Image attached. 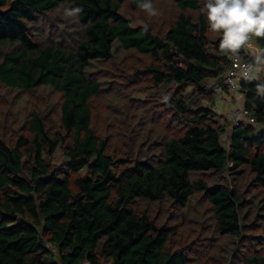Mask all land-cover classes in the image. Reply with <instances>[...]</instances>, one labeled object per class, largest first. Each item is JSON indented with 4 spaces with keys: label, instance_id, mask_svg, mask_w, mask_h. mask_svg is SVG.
<instances>
[{
    "label": "trees",
    "instance_id": "trees-1",
    "mask_svg": "<svg viewBox=\"0 0 264 264\" xmlns=\"http://www.w3.org/2000/svg\"><path fill=\"white\" fill-rule=\"evenodd\" d=\"M162 1L175 13L154 29L150 22L133 23L122 11L142 12L138 0H0V47L9 48L0 55V84L17 92L48 87L59 94L63 133L51 135L39 114L31 112L26 135L12 145L0 137V264H207L199 262L200 255L186 254L189 246L177 243L170 227L138 209L164 201V212L172 216L196 193L209 206L214 234L227 237L230 247L241 239L247 243L240 255L209 264H264V239L253 249L250 239L255 232L264 237V196L256 216L263 224L244 228L242 235L244 205L233 187V177L245 175L249 186L264 189V91H257L264 87V65L260 79L238 81L230 91L222 75L233 54H220V36L208 31L201 12L203 0ZM77 7L82 11L71 18L81 32L74 44L36 41L32 27L40 17ZM255 46L264 47V39ZM116 49L142 60L131 82L145 85L155 101H162L145 120L153 124L168 117L176 126L158 137L152 158L114 157L90 126L88 100L100 89L86 71L110 60ZM234 55L254 62L243 48ZM218 82L223 92L243 97L242 105L236 98L237 108L242 106L252 124H233L230 109L225 116L216 113ZM144 99L141 92L130 93V100ZM55 149L64 162L51 167L47 158ZM208 173L230 175V184L208 186L193 178Z\"/></svg>",
    "mask_w": 264,
    "mask_h": 264
},
{
    "label": "rangeland",
    "instance_id": "rangeland-1",
    "mask_svg": "<svg viewBox=\"0 0 264 264\" xmlns=\"http://www.w3.org/2000/svg\"><path fill=\"white\" fill-rule=\"evenodd\" d=\"M151 3L159 12L158 16L150 17L146 12L139 13L130 8L122 9V11L135 24L144 21L150 22L154 29L159 25H166V22L170 21L175 13L170 3L162 0H151ZM64 10L60 9L39 18L32 27L36 41L56 40L70 47L78 40L81 28L75 21L73 22L71 17L64 15ZM186 14L191 19H195L194 12L188 11ZM6 52H9V48L0 47V55ZM141 65L142 60L132 51L119 52L116 49L110 60L93 63L86 71L89 78L98 82L100 89L94 97L88 100L91 129L95 135L106 140L108 150L113 153L114 157L126 159L127 162L135 161L136 157L152 158L156 156L158 150L154 143L158 141V137L164 134L163 131L168 134L173 133L176 127L169 123L168 117L155 121L153 124L150 123V120H145L146 117L157 113L155 108L162 107V101H159L158 98L155 101L154 94L147 90L145 85L132 84V72L135 69H141ZM128 81L130 84L127 83ZM219 83L214 86L216 99L213 109L216 113L225 116L229 109L237 107L236 98L240 97L237 93L231 95V93L223 92V89L218 88ZM133 91L143 93L145 99L142 100V103L130 100V93ZM158 94L161 95V91ZM59 101L60 95L48 87L17 92L0 84V137L6 144L12 145L19 135H26L23 127L31 112L39 114L51 135L60 132L62 137L63 133L58 128L57 105ZM148 133L151 134L148 135ZM221 145L226 147L225 135L221 138ZM137 151L138 153L135 154ZM47 161L51 167L62 164L64 159L61 150L55 149ZM81 175L82 173H80ZM223 177V175L208 173L205 175L196 174L193 178H201L207 182L208 186L213 184L228 186L231 181L230 175L226 178ZM233 179L235 192L244 205V209L240 213L241 231L244 235V228L260 227L263 224L256 216L259 214L257 208L264 196V189L249 186L245 175L234 176ZM165 206L167 204L162 201L159 205H138V209L145 212L157 225L170 227L177 243L189 246L186 254L189 256L200 255L199 262L201 263H214L215 260L223 263V260L226 261L229 255H240L241 247L247 244L241 239V243L235 241L230 247L227 237L214 234L213 218L202 194L196 193L182 212H172V216L166 215ZM179 213L182 214L181 218L178 217ZM175 221L180 224V227L175 226ZM254 234L253 238L249 237L252 239L251 244L254 245L252 249L261 247L264 239L259 232ZM179 238L182 240L181 242L178 240ZM209 248L211 250H208Z\"/></svg>",
    "mask_w": 264,
    "mask_h": 264
},
{
    "label": "clouds",
    "instance_id": "clouds-1",
    "mask_svg": "<svg viewBox=\"0 0 264 264\" xmlns=\"http://www.w3.org/2000/svg\"><path fill=\"white\" fill-rule=\"evenodd\" d=\"M138 8L150 17L159 15L151 0H138ZM81 11L79 7L65 9L64 15L75 17ZM201 12L206 17L208 31L220 36V54L232 53L233 56L230 57L234 60L236 71L246 80L260 79L257 74L261 72V67L255 65L261 64L264 47H256L255 41L264 39V0H203ZM144 30H148L146 24ZM242 48L254 58V64L241 63V58L234 55ZM249 72L253 75L249 76ZM257 91H264V87ZM164 100L167 101L168 97L164 96ZM242 101L243 97L238 102L242 105ZM239 113L236 112L235 119H245L246 113Z\"/></svg>",
    "mask_w": 264,
    "mask_h": 264
},
{
    "label": "built area",
    "instance_id": "built-area-1",
    "mask_svg": "<svg viewBox=\"0 0 264 264\" xmlns=\"http://www.w3.org/2000/svg\"><path fill=\"white\" fill-rule=\"evenodd\" d=\"M241 63H244V64H254L253 63H248L246 61H242L240 60ZM264 65V56L261 57V64L260 65H255L256 67H262ZM237 69L234 67V60L232 59L230 61V64L226 67L225 71L223 72V75H222V83L225 87H227L230 91H236V83L239 81V82H246L247 80L244 78L243 75L239 74L237 71ZM249 76L252 75V72H249L248 73ZM236 112H240L239 114H243L245 113L242 109V106L241 108H234L232 110H229L227 115L230 117L231 121L233 124H237V123H240L242 120H236L235 119V115H236ZM243 121H247L248 123H253L252 119L249 118L248 116H245V119H243ZM249 121H252V122H249Z\"/></svg>",
    "mask_w": 264,
    "mask_h": 264
}]
</instances>
